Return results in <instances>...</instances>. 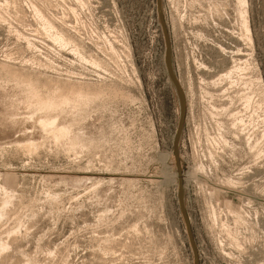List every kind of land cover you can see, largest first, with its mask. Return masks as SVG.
<instances>
[{
  "label": "rangeland",
  "instance_id": "374dc122",
  "mask_svg": "<svg viewBox=\"0 0 264 264\" xmlns=\"http://www.w3.org/2000/svg\"><path fill=\"white\" fill-rule=\"evenodd\" d=\"M247 1L252 43L236 0H163L189 97L180 160L200 264H264V0ZM59 32L70 43L55 40ZM165 51L156 0H0V85L98 94L81 125L107 132L96 148L75 150L32 122L0 134V208L10 199L0 264H194L174 179L180 103ZM28 132L39 145L31 151L16 142ZM79 177L88 185L68 183ZM211 210L227 230L215 229Z\"/></svg>",
  "mask_w": 264,
  "mask_h": 264
},
{
  "label": "bare ground",
  "instance_id": "6f19581e",
  "mask_svg": "<svg viewBox=\"0 0 264 264\" xmlns=\"http://www.w3.org/2000/svg\"><path fill=\"white\" fill-rule=\"evenodd\" d=\"M236 1H238L239 14H240L241 20H242V23H241L242 30L246 35V39H248V41L252 43L251 29H250V25H249L250 22L248 21V17H247L248 13L246 10V7H248L247 6L248 1L247 0H236ZM45 23H47L46 20H45ZM52 25H54V24H52ZM52 25H51V23H48L49 31H51L50 29L53 28ZM54 28H55V26H54ZM58 30H57V32H58ZM52 32H53V30H52ZM52 32H51V34H53ZM65 35H62L59 32V34H57L55 40H57L58 42H60L62 44H66V41L68 38L65 39ZM70 40H72V39H70ZM70 40L67 41V43H70ZM74 43L71 45L75 46ZM62 44H61V47H62ZM64 46H66V45H64ZM67 46H70V44ZM75 47H73V48H75ZM66 48H68V47H66ZM77 48H79V45L77 46ZM70 49H71V47H70ZM75 50H74V54L77 53V52H75ZM80 50L82 51L83 49H80ZM80 50H78V51H80ZM113 50L115 51L114 47H113ZM78 54L79 53H77V55ZM83 55H84V53H83ZM83 57L84 56H81L80 59H83ZM90 60L94 61L95 59L93 60V58H91ZM96 62L95 63L93 62L92 64L97 65ZM100 65H101V62H100ZM133 67H135V65H133ZM233 67H234L233 70L229 71L224 76L222 75V77L220 79L230 78L234 74H236V72L240 69L239 64H236ZM136 72H137V70L135 69V73ZM180 84L182 86L181 80H180ZM182 88H183V86H182ZM42 93H44V91H42ZM42 93L33 84V81L31 83V82H25V81L23 82L20 80H15V83L13 85H11L10 88H8L6 86L3 87L0 85V134L1 135H6V134L9 135V134L17 133V132H22L24 130V127H26L25 125L28 122H30V123L32 122V126L37 129L39 136L46 135V136L52 138L54 140V142H66L67 147L70 148L71 150L78 149L79 147L83 148V147H94L95 146V148H96L97 144L99 146L100 145L99 143H102L103 141H105V139H107V132H106L103 125L100 127H96L92 124L91 125H89V124L88 125L87 124L81 125V123L84 122L88 118V114L90 112V107L95 105V103L99 101L100 97L98 94L90 95L89 93H85L83 91H76V90H71L67 93L55 90L52 92H46L47 93L46 95L42 94ZM185 95H186V99H187V104L189 106V100H188L189 97L187 96L186 92H185ZM106 98H107V96H106ZM127 99H130V100H132L131 102H134V100L132 99V97L130 95L127 96ZM102 100H104V99L102 98ZM213 108H215V107H213ZM24 115H27V116H24ZM28 124H27V126H28ZM77 124L81 125V126H79V128L74 127ZM28 133L24 135L22 140L16 141V142L25 141L26 144L24 146H22V148H24L27 151H31V150L36 149V147L39 145L35 141V137H36L35 135L36 134L33 135V133H31V134L30 133L28 134ZM175 165H176V163H175ZM200 166H201V164H200ZM196 168H197V166H196ZM198 168H199V166H198ZM203 170L204 169L202 168V171ZM199 172H200V170H199ZM199 172H197V173H199ZM191 174L195 175V172L191 173ZM7 175L8 174H6V176ZM190 175H188V176H190ZM188 176L186 177V179L189 178ZM196 176H197V174H196ZM190 177H192V176H190ZM203 177H205V176H203ZM174 179L176 182L175 186H177V190L179 191V174H178L177 168H176V173H175ZM182 180H183V175H182ZM89 181L90 180L86 179V177H84V178L79 177V178L71 179L70 182L68 181V183H70V185H72L74 187H81L83 184L86 185V183ZM91 181H92V179H91ZM125 181H128V179ZM192 181H194V178ZM136 182H135V184H136ZM135 184L133 182L132 185H130V186H133ZM87 185H88V183H87ZM183 185H184V180H183ZM3 187H5V186H3ZM234 188H235V186H234ZM109 190H111V189H109ZM6 191H7L6 193H8L9 190H6ZM6 193H4L5 196H7ZM9 194H11V192ZM8 197L11 198L10 195ZM9 200L5 199L3 201V207L0 208V217H2V216L4 217V214H6L7 206L4 207V205L8 204ZM8 208H9V206H8ZM4 210H5V212H4ZM228 213H230V212H228ZM234 217H235V215H234ZM210 218L213 221L214 227L215 226L220 227L221 226L220 223H222L221 227L224 230H227V228H228L227 224L223 223L224 221L219 222V216L215 210H211ZM1 220L2 219L0 218V221ZM238 221H239V219H238ZM216 227H215V229H216ZM221 245H222V243H221ZM7 248H8L7 243L4 244L3 242H0V255H2V252L7 250ZM9 248H10V246H9Z\"/></svg>",
  "mask_w": 264,
  "mask_h": 264
},
{
  "label": "water",
  "instance_id": "95a60500",
  "mask_svg": "<svg viewBox=\"0 0 264 264\" xmlns=\"http://www.w3.org/2000/svg\"><path fill=\"white\" fill-rule=\"evenodd\" d=\"M157 3V14H158V20L161 26L162 34L165 41L166 51H165V65L167 69V73L169 76V79L171 80L178 99L180 103V119L178 128L176 130L175 138H174V144H173V152L175 157V163L176 168L179 174V191H178V203L180 207V211L182 214V218L186 227L187 236L189 239V243L193 252L194 256V264H200V254L199 249L195 240V236L193 233V228L191 225V220L188 214L186 201H185V193H184V185L182 180L183 175V167L180 160V147H181V138L182 134L185 128V124L187 121V114H188V104L185 92L180 84V81L178 79V76L175 72L173 61H172V42H171V36L169 33V28L167 25V21L165 19L164 11H163V0H156Z\"/></svg>",
  "mask_w": 264,
  "mask_h": 264
}]
</instances>
